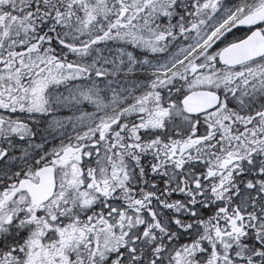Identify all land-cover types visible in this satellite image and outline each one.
I'll use <instances>...</instances> for the list:
<instances>
[{
	"label": "snow or ice",
	"instance_id": "1",
	"mask_svg": "<svg viewBox=\"0 0 264 264\" xmlns=\"http://www.w3.org/2000/svg\"><path fill=\"white\" fill-rule=\"evenodd\" d=\"M0 264H264V0H0Z\"/></svg>",
	"mask_w": 264,
	"mask_h": 264
}]
</instances>
